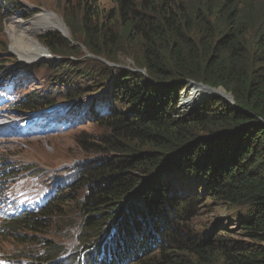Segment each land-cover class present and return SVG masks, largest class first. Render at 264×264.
<instances>
[{
    "label": "trees",
    "instance_id": "trees-1",
    "mask_svg": "<svg viewBox=\"0 0 264 264\" xmlns=\"http://www.w3.org/2000/svg\"><path fill=\"white\" fill-rule=\"evenodd\" d=\"M111 1L110 9L99 0L68 1L76 4L68 25L93 55L110 61L117 53L112 46L137 39L142 56L131 52L147 74L106 67L104 89L91 104L94 120L111 130L97 149L106 156L84 166L79 181L63 184L35 215L7 217L0 237L35 244L30 234H44L54 219L64 224L66 213L79 211V244L97 237L87 258L70 251L60 259L67 248L50 242L34 252L33 264H82V257L130 264L140 256L135 264H264V11L257 14L250 0ZM59 39L55 32L42 35L52 51L74 44ZM58 69L70 78L77 73L68 64ZM190 81L222 87L234 102L195 85L182 104L191 107L180 112L179 95ZM32 94L18 111L51 107V95ZM110 97L126 110L110 109ZM84 188L82 198L76 191ZM206 196L239 209L236 224L249 240L230 242L215 228L194 233L184 226ZM112 222L116 233L107 239Z\"/></svg>",
    "mask_w": 264,
    "mask_h": 264
},
{
    "label": "rangeland",
    "instance_id": "rangeland-1",
    "mask_svg": "<svg viewBox=\"0 0 264 264\" xmlns=\"http://www.w3.org/2000/svg\"><path fill=\"white\" fill-rule=\"evenodd\" d=\"M68 1L70 0H0V75H11L14 76V79H22L24 81L22 96L26 95L28 91L33 92L31 96L51 95L53 103H49L51 107L47 108L46 115L53 119L50 120L46 128L59 130L63 127L58 134L40 140H29L26 136H22L21 138L12 137L0 141V184L10 182L13 174L18 173L25 176L28 182L36 184L37 187L35 188L41 192H43L42 179L47 181L50 178H60L70 185L75 184L84 166L106 156L105 151L99 152L97 149L103 143L102 137L106 134L108 136L111 130L94 120L98 115L91 105L96 99L95 97L104 89L106 67L108 70L116 67L147 74L146 69L140 68L141 65L136 63L132 54L135 52L138 56H142L141 44L137 39H123L116 46H112V50H117L115 61L93 55L84 46L79 28L77 29L78 32L75 33L76 27L68 25L69 18L75 17L72 10L76 5L73 3L69 6ZM99 1L106 9L115 7L111 0ZM250 1L252 2L251 7L256 13L262 14L264 2ZM243 3L244 1H242ZM68 7H70V11L67 12ZM38 18L41 23L49 25L32 28L33 21L35 19L38 21ZM75 21L77 22V19ZM116 30L118 31V29ZM51 32L60 36V42L66 40L74 44L68 48L55 47L52 51L42 40L44 33ZM36 37L47 48V52ZM128 41L131 49H127ZM79 46H82L80 50ZM65 64H68L70 69H74L77 72L76 75L70 78L68 70L61 73L62 70L58 67ZM84 70V75L88 73L86 76L82 75ZM4 84L12 93V83ZM198 87L205 89L202 86ZM56 89H58L57 92ZM185 90H187L186 95L184 94ZM196 90L198 89L195 84L189 83V86L180 92L176 107L180 109V112H185L191 107L182 104L185 99L191 96L190 93H195ZM227 94L230 93L227 92ZM117 100L110 97L108 100L111 104L110 109L126 110V105ZM231 101L234 102V100ZM8 105L9 103L0 106L6 107ZM98 114L101 116V113ZM82 138H87L94 147L87 145L86 148L82 143ZM33 171H38L37 173L40 175H33ZM34 180H38V183H35ZM21 187L22 185L10 186L8 184L3 188H7L5 189L7 192ZM85 188L76 191L77 194H81L82 198L86 194ZM198 190L202 192L203 187H199ZM41 204L44 205L45 202ZM0 205L8 206L11 203L1 201ZM197 208L193 218L183 221L184 226L191 227L194 233L200 231L205 233L206 230L215 228V233L226 235L230 242L241 239L249 240L246 231L240 229L236 224L239 209L231 208L223 202H216L208 196L199 201ZM65 216H68L69 219L63 218L64 224L57 218L53 220L50 227L45 229L44 234H30V237L37 235L38 241H35V244L20 245L10 235L0 237V252L6 255L5 258H0V264L10 262L7 257L16 260L17 263L14 262L15 264H19L18 261L21 258L22 264L30 263L34 258V252L40 249L45 250L50 242L63 243L67 248V252L60 259L66 260L70 251H72L71 255L78 253V256H82L85 254L87 258L86 252L88 250L86 249L92 245V240L97 239V237H93L91 242L88 241L85 246H82L79 244V240L81 241V227L78 226L81 221L80 212L71 211ZM1 221L2 218H0ZM65 223H68L67 226ZM110 227L112 229L108 232L107 239L116 233L114 222L110 223ZM91 233L97 232L92 231ZM78 245L80 248L77 247ZM247 246L250 247L249 242ZM137 258L143 259L144 256ZM135 259L132 258L130 264L137 263ZM81 260L84 262L83 257ZM88 263L92 264L90 257Z\"/></svg>",
    "mask_w": 264,
    "mask_h": 264
},
{
    "label": "bare ground",
    "instance_id": "bare-ground-1",
    "mask_svg": "<svg viewBox=\"0 0 264 264\" xmlns=\"http://www.w3.org/2000/svg\"><path fill=\"white\" fill-rule=\"evenodd\" d=\"M33 27L32 28H38V27H41V26H46V25H49V24H45V23H41L40 21H39V18H38V21L35 19L34 21H33ZM17 43V42H16ZM19 45V44H18ZM17 46V45H16ZM15 47V46H14ZM14 49V48H13ZM14 50H17L16 48L14 49ZM195 84V85H198V86H202V87H204L203 85H200V84H198V83H195V82H190V84ZM205 89H206V93L207 94H209V95H211V94H218V93H220L219 91H215V90H211V89H208V88H206V87H204ZM222 94V93H221ZM186 95V94H185ZM223 95H227V93L226 94H223ZM40 110H42V109H39V110H32V111H40ZM68 121V120H67ZM86 260H84V262H85ZM80 264V263H79ZM82 264H83V262H82Z\"/></svg>",
    "mask_w": 264,
    "mask_h": 264
},
{
    "label": "clouds",
    "instance_id": "clouds-1",
    "mask_svg": "<svg viewBox=\"0 0 264 264\" xmlns=\"http://www.w3.org/2000/svg\"><path fill=\"white\" fill-rule=\"evenodd\" d=\"M21 108H24V107H21ZM25 109V108H24ZM26 111H29V112H32V113H34L33 111H31V110H27V109H25V110H23V111H19L20 113H24V112H26ZM37 113H40V114H46L47 113V109H42L41 111H39V112H37ZM50 137V136H49ZM62 188V187H61ZM61 188H58L57 190H56V192L59 190V189H61ZM51 201V197H50V199L48 200V202H47V204L46 205H48L49 204V202ZM1 253V252H0ZM5 257H6V255H5ZM8 258V260L9 261H11V262H13V264H15V263H17L16 262V260H14L13 258H9V257H7ZM83 259H84V257H83ZM81 260V259H80ZM20 261H21V259L18 261V263H20ZM15 262V263H14ZM78 263V262H77ZM77 263H74V264H77ZM29 264H33L32 262H30ZM52 264V263H51ZM83 264H89L88 263V261L86 260L85 262H83Z\"/></svg>",
    "mask_w": 264,
    "mask_h": 264
},
{
    "label": "water",
    "instance_id": "water-1",
    "mask_svg": "<svg viewBox=\"0 0 264 264\" xmlns=\"http://www.w3.org/2000/svg\"><path fill=\"white\" fill-rule=\"evenodd\" d=\"M190 82H194V81H190ZM198 84H200V85H203L204 87H206V88H208V89H211V90H218V89H216V88H214V87H211V86H209V85H207V84H204V83H202V82H199ZM219 91V90H218ZM219 95H221V96H224V97H226V98H228L229 100H233V96L231 95V94H227V95H223V94H221V93H218ZM138 258H136L135 260H137Z\"/></svg>",
    "mask_w": 264,
    "mask_h": 264
}]
</instances>
